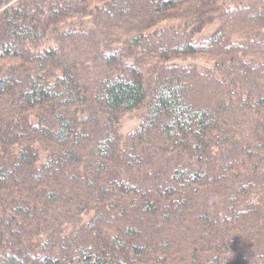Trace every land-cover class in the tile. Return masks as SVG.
<instances>
[{"label": "trees", "instance_id": "16d2710c", "mask_svg": "<svg viewBox=\"0 0 264 264\" xmlns=\"http://www.w3.org/2000/svg\"><path fill=\"white\" fill-rule=\"evenodd\" d=\"M0 264H264V0H0Z\"/></svg>", "mask_w": 264, "mask_h": 264}, {"label": "rangeland", "instance_id": "374dc122", "mask_svg": "<svg viewBox=\"0 0 264 264\" xmlns=\"http://www.w3.org/2000/svg\"><path fill=\"white\" fill-rule=\"evenodd\" d=\"M216 25L217 24H213V25H210V26L206 27L204 29L203 33L202 34H198L197 36L198 37H204L205 35H210L213 32V30L215 29ZM190 61H192V59L191 58H187V59H185L183 61H180V62L183 63V62H190ZM195 61H197L199 63H204L203 60H201L200 58H196ZM134 114H137V112L134 111L133 113H131L130 115H127L123 119V126L121 127V130L123 132L129 131L138 122V117H135L136 115L133 116Z\"/></svg>", "mask_w": 264, "mask_h": 264}]
</instances>
